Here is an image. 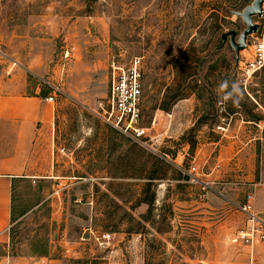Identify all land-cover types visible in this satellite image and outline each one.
<instances>
[{"label":"rangeland","instance_id":"rangeland-1","mask_svg":"<svg viewBox=\"0 0 264 264\" xmlns=\"http://www.w3.org/2000/svg\"><path fill=\"white\" fill-rule=\"evenodd\" d=\"M252 1L0 0V98L54 95L30 151L0 120V160L35 177L15 181L0 264H264L239 209L250 195L264 219V68L242 75L222 39ZM135 57L139 141L101 118L112 66Z\"/></svg>","mask_w":264,"mask_h":264},{"label":"built area","instance_id":"built-area-1","mask_svg":"<svg viewBox=\"0 0 264 264\" xmlns=\"http://www.w3.org/2000/svg\"><path fill=\"white\" fill-rule=\"evenodd\" d=\"M262 21L259 26V32L251 34L246 40V48L240 55L237 69L251 77L259 73L264 68V10L257 17ZM257 24V23H256ZM246 53V54H244ZM142 60L135 57L126 65L112 66L110 74V91L107 98V110H103L102 120L116 129L128 138L139 141L146 136L147 128L140 126L142 118L141 105V78H142ZM45 101L51 103L54 101V95L45 98ZM197 168L191 166L188 174L195 176ZM239 209L248 216L250 229L248 233L242 235L247 243L253 245L254 237L257 236L264 240L263 225L261 220L256 217L251 203V196L243 203ZM109 233H102L95 238L99 247L106 246L110 240Z\"/></svg>","mask_w":264,"mask_h":264},{"label":"crops","instance_id":"crops-1","mask_svg":"<svg viewBox=\"0 0 264 264\" xmlns=\"http://www.w3.org/2000/svg\"><path fill=\"white\" fill-rule=\"evenodd\" d=\"M53 118V110L44 97L0 98V120L15 125L16 142L21 144L23 151H30L36 134L49 126ZM20 166L18 168L13 160H0V234L6 231L11 222L15 181L21 178H35L29 173V164L26 161ZM260 220L264 232V219ZM8 264L24 263L9 260Z\"/></svg>","mask_w":264,"mask_h":264},{"label":"water","instance_id":"water-1","mask_svg":"<svg viewBox=\"0 0 264 264\" xmlns=\"http://www.w3.org/2000/svg\"><path fill=\"white\" fill-rule=\"evenodd\" d=\"M263 2L264 0H253L251 5L245 7L242 12H233L234 15L242 19L244 29L239 35L234 31L222 35L223 40L230 37V45L235 52L236 63L239 60V52L246 48L247 37L259 32V26L253 18L261 16Z\"/></svg>","mask_w":264,"mask_h":264},{"label":"trees","instance_id":"trees-1","mask_svg":"<svg viewBox=\"0 0 264 264\" xmlns=\"http://www.w3.org/2000/svg\"><path fill=\"white\" fill-rule=\"evenodd\" d=\"M146 179H148L149 181L147 182V184L145 186H151L153 180H157V179H161V178H157V177H155L153 175H150ZM142 202L145 203L148 206V214H150L152 212V210H153V207H154L153 196L148 198V199H146V200H144V201H142ZM11 214H12V212H11Z\"/></svg>","mask_w":264,"mask_h":264},{"label":"clouds","instance_id":"clouds-1","mask_svg":"<svg viewBox=\"0 0 264 264\" xmlns=\"http://www.w3.org/2000/svg\"><path fill=\"white\" fill-rule=\"evenodd\" d=\"M235 95L236 98H232L231 95L229 96V98L233 99L234 103H239V101L243 99V95L239 86H237L235 89Z\"/></svg>","mask_w":264,"mask_h":264}]
</instances>
